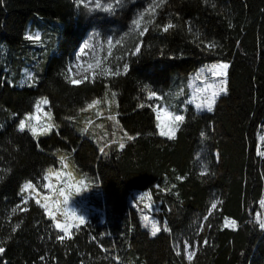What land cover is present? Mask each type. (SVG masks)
Returning <instances> with one entry per match:
<instances>
[{
    "label": "trees",
    "instance_id": "16d2710c",
    "mask_svg": "<svg viewBox=\"0 0 264 264\" xmlns=\"http://www.w3.org/2000/svg\"><path fill=\"white\" fill-rule=\"evenodd\" d=\"M151 6L156 12L148 24ZM141 13V31L145 24L148 31L138 34L127 49V73L97 74L94 80L89 76L80 85L65 79L70 58L91 30L127 33ZM37 15L62 22L56 52L45 59L36 55L38 49L31 55V39H26L28 22ZM169 21L176 27L163 32ZM137 43L141 50L135 53ZM209 43L216 46L208 50ZM214 61L229 64L227 94L219 97L212 112H197L188 104L176 138L159 136L153 98L142 91L144 85L161 94L172 85L174 72L188 76ZM28 65L37 81L19 84ZM108 87L117 92L113 113L123 129L132 136L140 133L127 139L123 149L114 143L106 150L105 144L84 135L77 121L80 109L103 97ZM41 96L48 98L57 128L36 139L26 129L18 131L17 125ZM142 103L145 106L138 107ZM261 136L264 0H123L115 11H88L76 0H0V241L6 249L0 264H264ZM60 152H72L75 164L96 176L102 189V212L91 214L72 230V239L63 242L55 239L58 230L34 198L28 211H11L21 202L22 183L31 179L40 185L44 172L58 166ZM203 164L208 166L204 176ZM136 190L158 200L161 226L167 221L170 232L152 237L142 226L131 203ZM213 201H219L214 210ZM225 217L237 225L224 226ZM185 240L200 242L191 260L184 253Z\"/></svg>",
    "mask_w": 264,
    "mask_h": 264
},
{
    "label": "snow or ice",
    "instance_id": "6c2138e0",
    "mask_svg": "<svg viewBox=\"0 0 264 264\" xmlns=\"http://www.w3.org/2000/svg\"><path fill=\"white\" fill-rule=\"evenodd\" d=\"M93 2H96V0H93ZM163 0H161V3ZM123 3V0H115V4H109L105 6L106 11H115L116 7H119ZM97 7H101L99 3H96ZM148 13H151V16H149V19L147 21L148 24L153 23L155 12H156V6H151L148 10ZM145 20V13H141L140 16L133 21V26L135 30H139L141 27L142 22ZM176 25H174L171 21H169L167 24H164L161 28L163 32H168L170 29L175 28ZM148 31V26L145 24L142 31H139V35L142 37L146 32ZM189 31L191 32L192 29L189 28ZM26 39H36L39 40V36L33 37L32 35H26ZM117 44L120 43V41L116 42ZM216 45L214 43L207 44L208 50H212ZM112 41H108V54H112ZM94 48V45L89 42H85L81 48L79 53L76 56L77 61L81 59V55L85 52V49ZM141 50V43H137L135 45V53H138ZM133 53V54H135ZM77 67H82V65L77 64ZM229 68V64L226 62H218L213 63L209 66H206L205 69L201 70L196 74V76L193 78L195 81H202V86H196L194 88V91L192 93V99L189 100L188 104H195V109L197 112L201 111H208L212 112L214 110V107L217 103V100L221 95L227 94V69ZM97 69H99V73H97ZM129 69V65L127 63H124L123 65V73H127ZM85 72L90 73L93 80L99 74L100 76H119L121 75V71L119 68L116 69V71H112L110 68H104L102 67V61L99 57L95 58L93 62H90L87 64V67L84 69ZM29 79L34 81V77L29 75ZM65 79L69 81L72 85H80L84 83L86 80L89 79V75H84L81 78H72L71 76H65ZM142 91H145L147 93V96L151 98L156 99H162V97H159L158 94L155 91L150 90L148 85H144V88ZM113 100L108 101V103L111 105L114 103V98L116 96L115 92L111 93ZM105 99H107V93H105ZM100 103V100L93 99L91 103L87 105V108H92L95 105H98ZM49 104V100L47 97H40L35 101V112L29 111L25 112L23 114V117L19 119V123L17 125V129L20 132L25 131V129H28L33 136L46 134L51 132L53 129L57 128V125L53 122L52 113L51 111L44 113L43 115L47 117V120L44 123H40V116L39 114L42 111V105ZM145 105L142 103L138 105V107H144ZM149 107H152V105H149ZM172 109L171 111L169 109ZM87 109L82 108L80 109L81 112L86 111ZM152 110L155 113V128L158 130V135L161 137H166L169 140H174L176 138V133L180 129L181 125L185 123V115L182 114L178 109L174 108L172 105H167L165 107H153ZM187 108H185V111ZM68 119H73V117H69ZM110 120H116L115 115H110L108 117ZM117 124H119V121H116ZM82 131H87V128L82 129ZM140 133H136L135 136L129 135L127 132L124 133V136L127 137L128 140H134L137 136H139ZM148 135H152V133H148ZM200 136L203 138H207V134L204 131L200 132ZM264 140V137L261 138ZM120 149H123L125 147V144L121 142L119 144ZM258 155L264 157V151L258 150ZM64 160V157H61V161ZM202 171L201 175H207L208 174V166L206 164L201 165ZM7 171H11V169H8ZM53 172L52 168H48L44 172L43 179L48 180L49 174ZM59 175V173H57ZM69 179H71V173L66 174ZM177 180H183L185 177L183 176H177ZM0 180H3V176H0ZM82 183V181H81ZM44 188L49 189V195H44L42 199L40 198L39 193L36 192V185L33 183L31 179L25 180L19 189V195L21 196V202L17 204L15 207L11 209L12 213H18V212H26L28 211L27 205L30 199L33 197L31 195H24L26 191H29L31 193H35V204L43 209L44 213L49 217V219L52 221V226L54 229L58 230V234L55 236V239L58 242H63L65 238L72 239V234L70 232V229H79V227L85 223V217L83 215L78 214V211L76 208L70 206V199H71V193L66 191V187L60 188L58 191L55 190L54 186L50 183L44 184ZM172 188H175V185H172ZM53 191H57V195L55 197H52L51 193ZM76 191L79 192L80 188L77 187ZM164 191H169V189H164ZM135 200L141 202L144 204L145 209L152 210L154 209V202L152 201V196L148 192L140 193L135 198ZM219 201H213L211 203V209H216L217 204ZM260 205L264 206V199L260 200ZM23 205V206H22ZM211 215V211L209 212V215H205L203 217V221H208L209 216ZM62 217V219H61ZM23 221H20L17 223L13 228L12 232H16L17 229L21 227ZM141 222L142 226L144 228H148L150 230V235L152 237H156L159 232H170L171 230L168 227L167 221L163 222V225L161 226V222L153 218L152 216L148 214L141 213ZM232 225L236 224L235 220L231 221ZM211 225H209L210 227ZM203 223L200 225V231H203ZM259 227L261 229H264V220H259ZM8 239H11L9 236ZM5 241H0V255H2L6 249L4 247ZM199 241H193L189 242L185 240L183 242V247L185 251L188 254L189 260H191L192 252L191 249L199 245ZM208 241L205 239L203 241L204 245H207ZM177 252L176 254L179 256L181 255L179 251V245L176 246ZM105 252L108 251V249H104ZM40 261H45V256L39 257ZM119 260V258H116Z\"/></svg>",
    "mask_w": 264,
    "mask_h": 264
},
{
    "label": "rangeland",
    "instance_id": "374dc122",
    "mask_svg": "<svg viewBox=\"0 0 264 264\" xmlns=\"http://www.w3.org/2000/svg\"><path fill=\"white\" fill-rule=\"evenodd\" d=\"M76 2L78 5H83L88 11H92L95 9L106 11L105 6L109 4L112 5L115 4V0H96V2H93V0H76ZM96 3H99L101 7H97ZM61 25L62 22L58 19H50V18L46 19L41 17L40 15H37L34 18V20H30L28 22L26 35H32L33 37L37 35L39 36V40L31 39V46L29 49L33 57L39 54L41 58L45 59V57L49 53L56 52ZM139 31H141V27L139 30H135L133 24L130 28V31L127 33L118 30H113L111 33H103L99 29L91 30L87 34V36L83 39V41L80 43L79 47L74 52L73 57H71L69 60L67 67V72L69 76H71L72 78H81L84 75L91 76L90 73L85 72L84 69L87 67L88 63L93 62L94 59L97 57L101 59L102 67L110 68L112 71H115L116 68L123 70V65L125 63L127 56V49L131 47V43L137 38ZM109 40L112 41V45H113L111 55L108 54ZM86 41L92 43L94 45V48L85 49V52L81 55V59L77 61L76 56L79 53L81 46ZM117 41H120V43L117 44L116 43ZM35 49H38L36 51V55H35ZM218 62H225V61H214V62L203 63L200 66V68L198 67L199 69L192 72L189 77L179 72H174L172 75V85L165 92L161 93L164 95V97L160 99L161 106L156 104L153 98L154 107L156 106L165 107L167 105H172L174 108L178 109L182 114H185V108H187L188 105L187 102L192 99V93L194 91V88L196 86H202V81H195L193 78L196 76L198 72L205 69L206 66ZM77 64L82 65V67L78 68ZM96 71L97 73H99V69H97ZM29 75L34 77V81L28 78ZM37 78L38 77L34 74L33 69H31L28 65L23 69L22 77L19 80V84L22 85L33 84L36 83ZM112 92L116 93V96L114 98V103L117 105L118 102L117 92L111 87H108L106 88L105 91V93H107V99H105V93L103 97L98 98V100H100V103L98 105H95V109L92 110L94 114L97 115L99 113L101 115L103 113L102 111L104 110H102L101 108L102 105L101 102L107 103L108 101H112L113 100V97L111 95ZM41 97H46V96H41ZM192 105L195 107L194 103H192ZM169 110L171 111L172 109L170 108ZM49 111H51L52 113L49 104L42 105V111L39 114L40 123H44L47 120V117H45L43 114ZM32 112H35V108ZM106 113H107V117L111 115L109 111H107ZM52 118H53V122L55 123L53 113H52ZM99 124H100L99 121L97 123H94L92 125V128L98 126ZM51 132L34 136V138L39 139L41 136L50 134ZM262 137L263 136H261V138ZM97 142L100 143L99 141ZM100 146L103 145L100 144ZM70 162L71 161L67 160L66 158L63 161H61V159L59 158L58 166L50 167L53 169V172L49 174V179L45 181L43 180L40 185H36L34 183L36 185V192L39 193L40 198L42 199L44 195H49V189L44 188L43 187L44 184L50 183L51 185L54 186L55 190L57 191L60 188L67 186L66 191L71 193V199L69 202L70 206L76 208L78 214L83 215L85 217V222H86L91 214L96 212L97 213L102 212L100 205H98V203L101 201L102 198V189L101 186L98 185V183L96 182L94 175L86 173L87 177L83 179L80 178V175L77 174L75 169L71 170L69 168L68 164H70ZM57 173H59V175H57ZM67 173H71V179H69V177L66 175ZM83 181L86 183L88 189L86 188ZM77 187L80 188L79 192L76 191ZM57 191H53L51 193L52 197H55L57 195ZM144 192H148V191H140V192L134 191L133 194L131 195V203L137 208L140 215V219H141V213L143 212L144 214H148L153 218H155L156 220L160 221L159 216L157 214V212L161 210L160 203L158 202V200L154 199L153 195L150 192L148 193L151 194L152 201L154 202V209L152 210L145 209L143 203L134 199L138 194ZM24 195H31L34 198V200L36 197V194L31 193L30 190L26 191ZM262 199H264V193ZM263 212H264V206H261V214ZM232 220L234 219L230 217H225L223 225L227 227H235L237 225V222L235 225H232L231 224ZM72 230L73 229H70L71 233ZM195 250L196 247L191 249L192 257L195 253ZM184 253L188 257V254L185 251V249H184Z\"/></svg>",
    "mask_w": 264,
    "mask_h": 264
},
{
    "label": "crops",
    "instance_id": "0c3cea01",
    "mask_svg": "<svg viewBox=\"0 0 264 264\" xmlns=\"http://www.w3.org/2000/svg\"><path fill=\"white\" fill-rule=\"evenodd\" d=\"M190 74L188 75V77L190 76ZM158 96L164 97L163 94H158ZM154 101L156 102V104L161 106L160 99H156L154 97ZM101 103H102L101 108H102V110H104V111H102L103 113L101 115L99 113L97 115L93 113L92 110L95 109V106H93L92 108L86 107L85 109H87V110L81 112L80 116L77 118V121L80 122V131L84 135H88L91 138H93L94 140L99 141L100 142L99 144H102V143H103V145L105 144L104 146H106V150H108L111 148V145L114 143L117 144L118 146L121 142H123L125 144V142L127 141V137L124 136V133L126 131H125V129H123V127H122V125L118 119V115L113 113L115 111L116 104L112 103L110 105L108 102L107 103L101 102ZM107 111H109L111 115L116 116L115 121L108 119L107 113H106ZM98 121L100 124L98 126L92 128V125L94 123H97ZM116 121H119V124H117ZM85 128H87V131H82V129H85ZM61 157H64V159L66 158L67 160L71 161L70 164H68L69 168L71 170L75 169L77 174L80 175V178L83 179V178L87 177L86 176L87 172L82 171L73 161L72 152H60L59 158L61 159ZM95 179H96V182L98 183V185H100V182L96 176H95ZM84 184L86 186L85 182H84ZM86 188H87V186H86ZM136 191L140 192L141 190H136Z\"/></svg>",
    "mask_w": 264,
    "mask_h": 264
}]
</instances>
